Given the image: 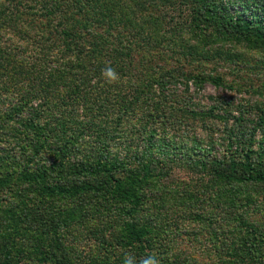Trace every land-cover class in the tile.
<instances>
[{"label": "trees", "instance_id": "16d2710c", "mask_svg": "<svg viewBox=\"0 0 264 264\" xmlns=\"http://www.w3.org/2000/svg\"><path fill=\"white\" fill-rule=\"evenodd\" d=\"M45 1L0 0V138L7 136L22 154L12 169L0 172V194L15 200L4 206L0 198L4 264L33 253L41 262L74 264L64 237L82 229L99 236L102 249L116 255L105 264H123L126 254L140 264L146 255L156 254L153 243L162 253H172L170 242L180 236L179 222L171 217L174 211L184 220L200 222L194 240L213 253L206 264H264V222L252 214L264 205V146L255 148L254 129L248 134L239 127L231 130L235 139L230 153H211L212 143L204 145L201 136L191 132L195 120L211 116V110H195L178 99L189 92V82L202 87L208 79L226 86L222 76L196 72L185 61L157 69L142 61L135 65L140 47L152 49L165 40L164 15L151 9L160 10L155 0L146 5L90 0L101 12L96 8L90 24L82 25L57 2L41 12L46 27L35 30L28 21L19 22L36 4L44 8ZM185 4L190 6L185 17L191 19V32L201 31L206 44L264 41V0ZM135 9L142 11L144 22L129 14ZM126 28H135V33ZM31 33H46L38 34L44 37L38 39L42 51L21 56L11 38L21 39L25 48L36 40ZM5 35L11 37L2 40ZM116 44L128 48L124 55H118ZM109 65L120 76L117 84H108L102 75ZM187 125L192 129L185 131ZM256 125L264 126V115ZM175 167L199 174L200 181L167 187L161 182ZM148 191L162 195L157 210L144 213ZM95 219L105 227H91ZM20 236L26 239L25 247L14 241ZM170 256L158 258L161 264L191 263ZM57 257L62 260L56 262Z\"/></svg>", "mask_w": 264, "mask_h": 264}, {"label": "rangeland", "instance_id": "374dc122", "mask_svg": "<svg viewBox=\"0 0 264 264\" xmlns=\"http://www.w3.org/2000/svg\"><path fill=\"white\" fill-rule=\"evenodd\" d=\"M137 1L142 2L144 5L152 2L148 0ZM34 2L35 1H31L29 4L32 5ZM57 2L64 3L63 6L65 7L66 14L71 15L80 25L90 24L95 17L96 10H99V8L92 5L90 0H46L44 8L41 7V4H36V9L27 11L29 15L22 14L18 20L19 22L28 21L31 25L37 27L35 30L46 27L43 25V19L46 18L41 12H43L46 7ZM155 2L158 4L157 6L160 10H157L155 6L151 9L154 14H158V11H160L162 16L164 15V18L161 20V29H166L165 40H163V42L160 41L161 44L159 43L158 46L152 49L140 47L136 52V56H134L136 58L135 65L139 66V63L142 61L153 68L154 66L156 67V65H163L165 63L174 64V62L185 61L184 63L187 65V68L194 69L196 72H203L205 75L220 74L226 86H216L208 79L203 83L202 87H195V85L189 82V92L183 96H178V99L183 102L185 101L190 108L195 110H211V116L195 120L196 122H194V125L196 128L191 132L195 131L199 134L204 145L208 144L210 141L213 145L212 148L209 149L211 150L210 152L218 155H223L226 152L230 153L229 146L232 139H235L231 130H235L236 132L239 127L242 133L247 132L248 134L249 131H253L252 129H254L253 138L255 148L258 149L260 143L264 146V126L257 127L256 125L258 117L264 115V41L250 38L225 42L217 40L206 44L200 36L202 35L201 31L196 35L190 30L191 19L185 17V12H189L188 9L190 7L185 4L186 0H155ZM152 11L148 13L153 15ZM133 13L138 16V21L141 23L144 22L141 14L142 11L136 9L130 10L129 14ZM162 30L160 33L154 34L155 38L161 34ZM127 31L134 32L135 28L127 29ZM145 31L147 32V30ZM134 33L131 34V36L134 37ZM38 34L45 35L46 33H31L30 36H33L32 38H36V40L32 45L25 48L23 47L21 39H17L16 36L13 38L12 36L11 40L14 44H18L17 52L21 54V56L24 54L31 57L40 54L42 50L38 39H43L44 37H40ZM9 36H2V40L11 37ZM30 36L28 37V41L30 40ZM126 39L128 43H134L131 38ZM137 39H139V37H137ZM148 41L151 42V45H153L152 42H155V40L152 39ZM9 42L12 43L10 40ZM181 44L183 46H181ZM193 45H195V47H193ZM97 46L102 47L100 45ZM116 48L118 49V53L120 52L118 54L120 56L124 55L128 49H124L125 46H120L118 44H116ZM144 54L145 58H143ZM178 86L183 87L181 84ZM182 89L183 88H181V90ZM0 106L2 107V104H0ZM239 113H244L242 120L241 118L238 120L234 118L239 116ZM187 129L190 130L192 127L187 125L185 131H187ZM171 134L173 135L174 141L179 140L177 133L174 134L171 131ZM243 137L245 138V136L241 134V138ZM204 147L208 148L207 146ZM226 147H228V149ZM232 149L234 150L235 146H232ZM239 151L240 149H238V153ZM19 155L21 156L22 154L15 142L9 141L7 136H1L0 172L6 169H12L15 163H19L21 161L19 160ZM1 160L5 162L2 163ZM10 162H13L14 165H11ZM196 180L200 181L199 174L189 171L186 167H175L171 176L161 183L164 182L167 187L173 185L174 187L179 186L182 188L185 184L193 185ZM165 189L167 190V188ZM153 191L155 192V188ZM153 193L148 191L150 197L148 202L143 205L142 211L144 210V213H148V209L155 212L158 208L155 203L158 200L157 197L159 195L161 196L162 193H160V191L157 192V195H153ZM0 195L1 200H4V206L7 205L8 200L15 201L9 198V194L3 193ZM141 212L138 213V217L142 215ZM173 213L171 217L175 216L174 219L179 222V228L176 229H178L180 235L177 236L175 242L171 241L169 245L174 258L176 255L180 256L182 259L187 258L191 261L190 264L208 263V259H210V255H213V253L204 251L194 240V237H197L195 233H199L198 229L201 228L200 222L182 219L181 212L177 213L174 211ZM252 214L253 217L259 218L260 221L264 222V205H261L260 208H255ZM115 222L117 223V220ZM92 223L93 225L91 227H105L103 225L106 224H103L99 219L93 220ZM23 226L24 225H21V227ZM12 227L13 225L9 228L12 229ZM3 228L5 227H2V229ZM85 231V229H82L79 232H75L73 235L67 234L64 237L67 241L65 243L66 246L70 248L69 254L71 255L70 258L74 260V264H105L107 261L112 263L116 255L113 257V253L102 249L101 238L99 236H95L94 238L89 233H85ZM14 241L17 247L26 246L25 237L20 236V238L14 239ZM153 246L158 257H171V252L166 254V251H163L164 253H162L161 249L155 247L156 243H153ZM2 258L3 257L0 256V264L5 263ZM11 259L14 264H55V260H44L41 262L38 254L36 255L35 253H33L31 257L30 255H19L18 259ZM141 259L142 257H140V260ZM61 260V257L56 258V262Z\"/></svg>", "mask_w": 264, "mask_h": 264}, {"label": "clouds", "instance_id": "9594fccd", "mask_svg": "<svg viewBox=\"0 0 264 264\" xmlns=\"http://www.w3.org/2000/svg\"><path fill=\"white\" fill-rule=\"evenodd\" d=\"M106 82L108 84H117L120 80L119 74L109 65L102 72ZM123 264H136L134 256L126 254L123 260ZM140 264H161V260L158 258L157 254L152 253L146 255L141 261Z\"/></svg>", "mask_w": 264, "mask_h": 264}]
</instances>
